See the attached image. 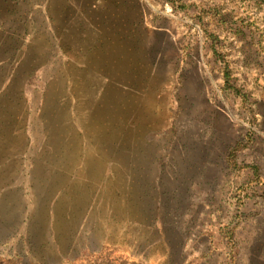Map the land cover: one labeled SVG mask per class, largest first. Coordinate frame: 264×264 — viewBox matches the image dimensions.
I'll use <instances>...</instances> for the list:
<instances>
[{"label":"rangeland","instance_id":"1","mask_svg":"<svg viewBox=\"0 0 264 264\" xmlns=\"http://www.w3.org/2000/svg\"><path fill=\"white\" fill-rule=\"evenodd\" d=\"M110 260L264 264V0H0V264Z\"/></svg>","mask_w":264,"mask_h":264},{"label":"trees","instance_id":"2","mask_svg":"<svg viewBox=\"0 0 264 264\" xmlns=\"http://www.w3.org/2000/svg\"><path fill=\"white\" fill-rule=\"evenodd\" d=\"M114 260H110L109 264H114ZM123 263V262H122ZM123 264H126L125 262Z\"/></svg>","mask_w":264,"mask_h":264}]
</instances>
